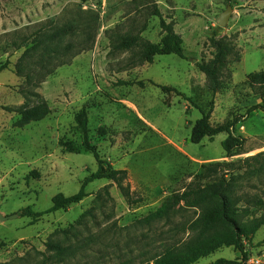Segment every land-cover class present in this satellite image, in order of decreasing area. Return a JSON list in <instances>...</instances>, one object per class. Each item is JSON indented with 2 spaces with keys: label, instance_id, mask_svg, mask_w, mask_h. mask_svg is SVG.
<instances>
[{
  "label": "rangeland",
  "instance_id": "374dc122",
  "mask_svg": "<svg viewBox=\"0 0 264 264\" xmlns=\"http://www.w3.org/2000/svg\"><path fill=\"white\" fill-rule=\"evenodd\" d=\"M229 4L232 14L222 27L217 20ZM156 6L182 36L185 58L166 54L141 63V47H117L137 34L161 42ZM50 22L63 28L71 22L72 29L50 43L41 63H32L41 48L29 47ZM214 35L232 47L216 94L199 67L214 55ZM24 38L16 49L14 42ZM7 61L0 71V264H142L167 246L181 249L197 234L187 221L198 208L150 224L140 220L211 162H231L227 177L237 176L239 194L264 199V158L252 157L264 151V110L247 116L261 102L247 74L264 71V0H0V66ZM40 100L50 113L16 126L20 114L6 107ZM212 100V125L240 118L232 130L246 141L231 157L223 147L226 132L190 141L200 108L207 112ZM83 109L91 143L106 164L127 170L126 182L141 201L129 205L114 181L98 179L86 186L87 197L67 209L36 221L21 215L29 206L46 211L58 194L77 193L96 171L94 155L83 147ZM253 209L242 221L264 214V206ZM222 231L217 225L208 236ZM50 241L69 251L59 258L48 249ZM249 248L246 264H264V226ZM219 258L245 263L234 246H223L198 264Z\"/></svg>",
  "mask_w": 264,
  "mask_h": 264
},
{
  "label": "trees",
  "instance_id": "16d2710c",
  "mask_svg": "<svg viewBox=\"0 0 264 264\" xmlns=\"http://www.w3.org/2000/svg\"><path fill=\"white\" fill-rule=\"evenodd\" d=\"M228 1L230 3H237L247 0ZM154 14L159 18L160 27L164 33L161 42H151L146 40L141 34H137L122 40L117 47L123 50H133L141 47V51L139 52L141 63H152L156 56L166 54H176L185 58L183 38L176 32L174 22L167 21L157 6L155 7ZM71 29V22L67 23L64 28L61 25H54L52 22L48 26H42L34 40L35 46L29 47L34 50H40L41 48V52L38 56H31L33 57L31 58V62L41 63L48 54L50 43ZM26 40L27 38L19 42L15 41L16 49L21 48L26 43ZM212 42L216 48L213 57L207 64H199V67L207 75L213 87V93L216 94L219 89V70L229 65L228 56L232 51V47L229 44L217 41L215 35L212 37ZM28 62L30 63L29 60ZM8 65L9 62L7 61L0 66V71L6 69ZM20 68L21 65L19 66ZM247 79L254 93L261 99V102L249 107L247 111L248 116L254 110H264V71L251 72L247 74ZM139 83L143 85L142 81H139ZM162 89L166 92L175 90L170 86H162ZM6 109L20 114V118L15 122V125L19 127H24L33 121H40L51 111L46 100H40V102L35 104L27 101L20 106L6 107ZM213 109V100L210 102L207 112L200 108L202 116L193 125L190 141L200 143L205 137L213 138L219 133L226 132L228 135L223 141L226 156L231 157L240 153L244 148L246 139L241 135H236L232 130L240 118L235 117L232 121L214 126L210 122ZM79 126L83 133L84 149L91 152L97 161L96 171L84 179L77 193L70 196L58 194L53 198V205L46 211H34L29 206L21 210V215H30L36 221L47 213L67 209L72 204L79 203L87 197L89 193L86 191V186L98 179H110L114 181L129 205L141 201V198L134 197V193L126 182L128 178L127 170L116 169L106 164L96 146L91 143L87 134L88 115L85 109L79 114ZM259 156L264 158V151L252 157L256 159ZM232 165L231 162L221 161L203 164L202 170L195 174L194 179L184 190L173 192L167 196L155 210L140 220L141 223L150 224L157 220L169 219L183 208L199 209L197 216L187 221V228L193 232H197L196 236L191 237L181 249L177 245L167 246L163 252L153 258V261H147L142 264H198L199 259L209 256L223 246H234L243 254L244 264L247 263L250 252L249 247L253 245V239L258 230L264 226V214L254 216L248 221H242V217L252 214L254 207L255 209L262 208L264 206V199L257 196L239 194L237 187L239 184L236 182L237 176L232 175L231 177H227V173L231 171ZM224 167L228 172L222 173ZM232 170H235V168H232ZM217 225H221L223 231L216 236H208V233ZM184 246L187 251L186 254L181 253ZM47 247L49 250L54 251L59 258L69 251L68 246H62L60 243L51 241L47 243ZM209 264H241V262L219 258Z\"/></svg>",
  "mask_w": 264,
  "mask_h": 264
},
{
  "label": "water",
  "instance_id": "95a60500",
  "mask_svg": "<svg viewBox=\"0 0 264 264\" xmlns=\"http://www.w3.org/2000/svg\"><path fill=\"white\" fill-rule=\"evenodd\" d=\"M231 14H232V5L229 4L228 7L226 8V10H224V11L220 14V16H219V18H218V20H217V23H218L220 26H222V27L227 26L228 21H229V19H230V17H231ZM0 216L2 217L1 214H0Z\"/></svg>",
  "mask_w": 264,
  "mask_h": 264
}]
</instances>
